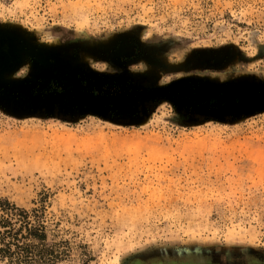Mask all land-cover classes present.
<instances>
[{"label": "rangeland", "instance_id": "rangeland-1", "mask_svg": "<svg viewBox=\"0 0 264 264\" xmlns=\"http://www.w3.org/2000/svg\"><path fill=\"white\" fill-rule=\"evenodd\" d=\"M1 54L0 264H264V0H0Z\"/></svg>", "mask_w": 264, "mask_h": 264}, {"label": "trees", "instance_id": "trees-1", "mask_svg": "<svg viewBox=\"0 0 264 264\" xmlns=\"http://www.w3.org/2000/svg\"><path fill=\"white\" fill-rule=\"evenodd\" d=\"M36 215L35 209L19 207L0 197V258L30 262L37 251L36 241L45 236Z\"/></svg>", "mask_w": 264, "mask_h": 264}, {"label": "flooded vegetation", "instance_id": "flooded-vegetation-1", "mask_svg": "<svg viewBox=\"0 0 264 264\" xmlns=\"http://www.w3.org/2000/svg\"><path fill=\"white\" fill-rule=\"evenodd\" d=\"M250 259H251V260H250ZM228 260H229V261H228V262H229L228 264H230V260H231L230 257H228ZM245 260H246V261L248 260V262H254V260H256V259L253 258V257H252V258H248V259H247V257L241 258V261H245ZM205 261H206L208 264H213L214 259H213V257H207V256H206V257H205ZM191 262H197V260H196V261H193V259H192V260L190 259V264H191ZM183 263H184V264H188V263H185V262H183Z\"/></svg>", "mask_w": 264, "mask_h": 264}, {"label": "water", "instance_id": "water-1", "mask_svg": "<svg viewBox=\"0 0 264 264\" xmlns=\"http://www.w3.org/2000/svg\"><path fill=\"white\" fill-rule=\"evenodd\" d=\"M3 60L5 61V55L1 54L0 55V62H2ZM66 95H67L66 91H63V92L59 93L57 96H54L56 98L54 101H61L62 99H64V97ZM45 97H47V96H45Z\"/></svg>", "mask_w": 264, "mask_h": 264}]
</instances>
